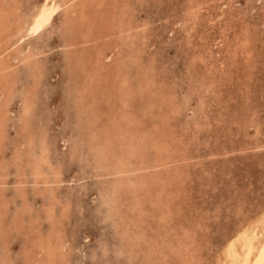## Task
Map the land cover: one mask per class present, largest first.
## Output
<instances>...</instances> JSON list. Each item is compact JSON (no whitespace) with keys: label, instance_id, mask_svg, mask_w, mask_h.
<instances>
[{"label":"rangeland","instance_id":"obj_1","mask_svg":"<svg viewBox=\"0 0 264 264\" xmlns=\"http://www.w3.org/2000/svg\"><path fill=\"white\" fill-rule=\"evenodd\" d=\"M40 2L2 4L7 12L16 7L28 20ZM80 3L67 16L74 28L66 27L63 8L40 33L5 53L12 65L3 74L12 80L9 92L0 90V104L5 102L0 112V264H144L143 259L146 264H219L222 259L224 264L226 242L264 209V0H92L81 8ZM13 17L11 12L5 24L14 34ZM6 33L0 35L2 44L15 40V34ZM164 154L170 157L165 160ZM162 174L166 184L157 181ZM142 208L148 213L139 214Z\"/></svg>","mask_w":264,"mask_h":264},{"label":"bare ground","instance_id":"obj_2","mask_svg":"<svg viewBox=\"0 0 264 264\" xmlns=\"http://www.w3.org/2000/svg\"><path fill=\"white\" fill-rule=\"evenodd\" d=\"M2 1L3 0H0V35L1 34H4V32H8L9 31V33L11 34H13V32L9 29V26L8 25H6L5 23H6V21H7V19H8V16L11 14V12H12V14L14 15V17H13V19H14V24H16V29H15V31H14V36H15V40L14 41H9V42H11V43H7V41L6 42H4V44H2L1 42H0V90H2L3 88H5V90L6 91H8L9 92V88H10V81L12 80L11 78H9V77H6V76H4L5 74H3V72H5L7 69H9V67H11L10 65H12V64H10V62H8L7 61V57H6V55H5V53L7 52V50H9L10 48H13V46H15V44H18L17 42H21V41H23V38L25 39V37H27V36H34V35H37L38 33H40L46 26H48L51 22H52V20H53V18L55 17V15L61 10V9H63L64 8V10H65V12H66V16H65V23H66V27H68V28H74V26L72 25V27L71 26H69L68 24H67V22H68V14H70V13H74V12H77L78 10L77 9H73L74 8V5H75V2L77 1V0H41V2L36 6V8H35V10L34 11H32L33 13L30 15V18L28 19V20H23V19H21V17L18 15V13H17V8L15 7V8H13V9H11V11H6V9H4L3 8V4H2ZM81 1V3L79 4V7L81 8L82 6H84L85 4H87V3H92V0H80ZM96 1V0H95ZM228 1V0H227ZM99 2V1H98ZM38 3V2H37ZM103 3V2H102ZM198 3H201V2H198ZM222 3V2H221ZM101 4V3H100ZM106 4V3H105ZM140 4H141V2H140ZM89 6H91V5H89ZM88 6V7H89ZM102 6V5H101ZM111 6V5H110ZM99 7H100V5H99ZM113 7V6H112ZM32 10V9H31ZM30 10V11H31ZM90 10H91V7H90ZM143 10V9H142ZM95 11H97V10H95ZM109 11V10H108ZM134 11V10H133ZM26 13V12H25ZM112 13H113V11H112ZM189 13V12H188ZM28 14V13H27ZM26 14V15H27ZM114 14V13H113ZM118 14V13H117ZM123 14V13H122ZM195 14V13H194ZM8 15V16H7ZM26 15H24V16H26ZM89 15V14H88ZM121 15V14H120ZM187 14H185V16H186ZM118 16V15H117ZM190 16V15H189ZM134 17H137V16H134ZM137 18H139V17H137ZM165 19V18H164ZM190 19V18H189ZM192 19H193V17H192ZM87 22H89V21H87ZM109 23H110V21H109ZM126 23V22H125ZM188 23V22H187ZM191 23V22H190ZM12 23H10V25H11ZM127 24V23H126ZM130 24V23H129ZM135 24V23H134ZM138 24V23H137ZM183 24V23H182ZM131 25V24H130ZM140 26H141V24H140ZM135 28V27H134ZM99 30V29H98ZM102 30V29H101ZM147 30V29H146ZM60 31V30H59ZM137 32H138V30H136ZM9 33H6L7 34V36H9L10 34ZM59 33V32H58ZM61 33V32H60ZM108 33V32H107ZM129 33V32H128ZM11 34V35H12ZM62 34V33H61ZM146 34V33H145ZM60 35V34H59ZM58 35V36H59ZM106 35V34H105ZM7 36H5V38H7ZM132 36H136V35H134V34H132ZM148 36V35H147ZM44 37V36H43ZM47 37H49L48 35H47ZM139 37V36H138ZM4 38V39H5ZM10 38V37H9ZM3 39V40H4ZM125 39V38H124ZM127 39H128V37H127ZM147 39H148V37H147ZM189 39V38H188ZM13 40V39H12ZM129 40H131V39H129ZM124 41V40H123ZM128 41V40H127ZM134 41H135V39H134ZM102 42H104V41H102ZM110 42V41H109ZM85 43V42H84ZM121 43V42H120ZM128 43V42H127ZM140 43V42H139ZM138 43V44H139ZM38 44V43H37ZM86 44V43H85ZM98 44V43H97ZM111 44V43H110ZM124 44V43H123ZM136 44V43H135ZM141 44L142 43H140V46H141ZM19 45V44H18ZM28 45V44H27ZM129 46L131 45V43L130 44H128ZM134 45V44H133ZM132 45V46H133ZM60 46V45H59ZM37 47H38V45H37ZM45 47V46H44ZM88 47V46H87ZM124 47V46H123ZM89 48V47H88ZM22 49V48H21ZM27 49V48H26ZM62 49V48H61ZM69 49V48H68ZM124 49V48H123ZM122 49V50H123ZM25 50V49H24ZM33 50H34V48H33ZM63 50V49H62ZM111 50V49H110ZM121 50V51H122ZM10 51H11V49H10ZM35 51V50H34ZM40 51V50H39ZM118 51V50H117ZM29 52V51H28ZM74 52V51H73ZM125 52V51H124ZM144 52V51H143ZM47 53V52H46ZM113 53V52H112ZM111 53V54H112ZM16 54V53H15ZM19 54V53H18ZM45 54V53H44ZM67 55V54H66ZM87 55V54H86ZM118 55H120V54H118ZM192 55V54H191ZM31 56V54H28L27 53V55L25 56V58L26 59H29V57ZM48 56V55H47ZM109 56H110V54H109ZM123 56H125V55H123ZM67 57V56H66ZM115 57V56H114ZM121 57V56H120ZM109 58V57H108ZM107 58V59H108ZM127 58V57H126ZM132 58V57H131ZM130 58V59H131ZM15 59V58H14ZM17 59H19V58H17ZM16 59V60H17ZM76 59V58H75ZM32 60V59H31ZM128 60V59H127ZM138 59H136L135 61H137ZM10 61V60H9ZM27 61V60H26ZM105 61H107V60H105ZM116 61V60H115ZM133 61V60H132ZM199 61V60H198ZM20 62V61H19ZM29 62V61H28ZM38 62H40V61H38ZM68 62V61H67ZM140 62V61H139ZM147 62V61H146ZM146 62L144 63V64H146ZM152 62V61H151ZM24 63V62H23ZM135 63V62H134ZM142 63V62H141ZM21 64V63H20ZM41 64V63H40ZM76 65V64H75ZM145 66V65H144ZM151 66V65H150ZM13 67V66H12ZM123 67V66H122ZM121 67V68H122ZM141 67V66H140ZM146 67V66H145ZM144 67V68H145ZM32 68V67H31ZM39 68V67H38ZM69 68V67H68ZM18 69V68H17ZM21 69V68H20ZM28 69V68H27ZM100 69V68H99ZM141 69V68H140ZM146 69H148V68H146ZM150 69V68H149ZM152 69V68H151ZM32 70V69H31ZM36 70V69H35ZM27 71V70H26ZM40 71H41V69H40ZM146 72V70H143V72ZM42 73V72H41ZM40 73V74H41ZM147 73H148V71H147ZM154 73V72H153ZM33 74V73H32ZM103 74V73H102ZM143 73H141V75H142ZM44 75V74H43ZM140 75V76H141ZM144 75H145V73H144ZM7 76H9V75H7ZM31 76V75H30ZM33 76V75H32ZM38 76H40V75H38ZM6 77V78H5ZM15 77V76H14ZM25 77V76H24ZM34 77H35V75H34ZM44 77V76H43ZM143 77V76H142ZM16 78V77H15ZM14 78V79H15ZM29 78H33V77H29ZM112 78V77H111ZM148 78V77H147ZM6 79V80H5ZM45 78H43V80H44ZM142 79V78H141ZM150 79V78H149ZM9 80V81H8ZM42 80V79H41ZM46 80V79H45ZM127 80V79H126ZM134 80V79H133ZM5 82V84H4V82ZM19 81H20V79H19ZM22 81V80H21ZM28 81V80H27ZM153 81V80H152ZM123 82H124V80H123ZM149 82V81H148ZM14 83V82H13ZM39 83V82H38ZM138 83V82H137ZM140 83V82H139ZM147 83V82H146ZM17 84V83H16ZM18 84H20L19 82H18ZM29 84H31V83H29ZM127 84V83H126ZM4 86H6V87H4ZM11 86H13L12 84H11ZM43 86V85H42ZM155 86V85H154ZM16 88V87H15ZM21 88V87H20ZM28 88V87H27ZM17 89V88H16ZM15 89V90H16ZM149 89V88H148ZM21 90V89H20ZM29 90V89H28ZM31 90V89H30ZM152 90V89H151ZM154 90V89H153ZM41 91V90H40ZM5 92V91H4ZM32 92V91H31ZM30 92V93H31ZM102 92V91H101ZM25 93H26V91H25ZM29 93V92H28ZM140 93V92H139ZM10 94V93H9ZM17 94V93H16ZM20 94V93H19ZM23 94V93H22ZM100 94V93H99ZM106 94V93H105ZM141 94V93H140ZM146 94V93H145ZM156 94V93H155ZM24 95V94H23ZM150 95V94H149ZM13 96V95H12ZM27 96V95H26ZM152 96V95H151ZM7 98H9V95H8V97ZM5 99V101H6V103H7V100L8 99ZM111 98V97H110ZM23 99V98H22ZM42 99V98H41ZM198 99H200L199 97H198ZM113 101V100H112ZM20 102H21V100H20ZM79 102V101H78ZM105 103V102H104ZM107 103V102H106ZM159 103V102H158ZM161 103V102H160ZM197 103V102H196ZM198 103H201V102H199L198 101ZM4 104H5V102L3 103V104H0V112L3 110V107H4ZM163 104V103H162ZM28 105H29V103H27L26 104V106H25V109H27V107H28ZM111 105V104H110ZM172 105V104H171ZM196 105H199V104H196ZM13 106V105H12ZM33 106V105H32ZM36 106V105H35ZM112 106V105H111ZM118 106V105H117ZM178 106H179V104H178ZM112 107H114V106H112ZM116 107V106H115ZM114 107V108H115ZM176 107V106H175ZM180 107V106H179ZM179 107H176V108H179ZM197 107V106H196ZM201 106L199 105V108H200ZM8 108V107H7ZM15 108V107H14ZM23 108V107H22ZM121 108V107H120ZM181 108V107H180ZM180 108H179V110H180ZM33 109V108H32ZM31 109V110H32ZM112 109V108H111ZM116 109V108H115ZM23 111H24V108L22 109ZM113 110V112H114V109H112ZM10 111V110H9ZM15 111V110H14ZM17 112H18V110H17ZM113 112H111V113H113ZM202 112V111H201ZM201 112H199V113H201ZM24 113H25V111H24ZM105 114V113H104ZM125 114V113H124ZM162 114V113H161ZM9 115V114H8ZM24 115V114H23ZM27 115V114H26ZM114 115V114H113ZM127 115H128V113H127ZM163 115V114H162ZM162 115H160V116H162ZM165 115V114H164ZM94 116V115H93ZM116 116H118V115H116ZM125 116V115H124ZM166 116V115H165ZM185 116V115H184ZM108 117V116H107ZM122 117H123V115H122ZM127 117H129V116H127ZM135 117V116H134ZM92 118V117H91ZM27 119V118H26ZM120 119V118H119ZM122 119V118H121ZM125 119V118H124ZM128 119H130V118H128ZM197 119H199V118H197ZM17 121H18V119H16ZM24 120H25V117H24ZM31 120H32V118H31ZM115 120V119H114ZM122 121V120H121ZM120 121V122H121ZM165 121V120H164ZM5 122V121H4ZM24 122V121H23ZM31 122V121H30ZM102 122V121H101ZM119 122V123H120ZM133 122V121H132ZM131 122V123H132ZM140 122V121H139ZM156 122V121H155ZM204 122H206V120L204 121ZM14 123H15V121H14ZM36 123V122H35ZM129 123V122H128ZM168 123V122H167ZM3 124V121L1 120V118H0V127H1V125ZM97 124V123H96ZM104 124V123H103ZM109 124V123H108ZM118 124V123H117ZM130 124V123H129ZM135 124V123H134ZM143 124V123H142ZM151 124V123H150ZM150 124H146L145 123V125H146V127H147V125H150ZM163 124V123H162ZM171 124V123H170ZM202 124H204V123H202ZM9 125V124H8ZM98 125V124H97ZM102 125V124H101ZM101 125H99V126H101ZM121 125V124H120ZM132 125V124H131ZM164 125H166V124H164ZM205 125V124H204ZM204 125H203V127H204ZM12 126V125H11ZM18 126V125H17ZM144 126V125H143ZM171 126V125H170ZM169 126V127H170ZM197 126H199V125H197ZM23 127V126H22ZM73 127H75V126H73ZM135 127V126H134ZM168 127V126H167ZM184 127V126H183ZM200 127H201V125H200ZM8 128V127H7ZM20 128V127H19ZM26 128V127H25ZM128 128V127H127ZM132 128H133V125H132ZM143 128V127H142ZM171 128V127H170ZM198 128V127H197ZM13 129H14V127H13ZM111 129V128H110ZM136 129H137V127H136ZM180 129V128H179ZM187 129V128H186ZM5 130H7V129H5ZM10 130V129H9ZM20 130V129H19ZM133 130V129H132ZM177 130V129H176ZM25 131V130H24ZM90 131V130H89ZM138 131V130H137ZM140 131V130H139ZM178 131V130H177ZM202 131V130H201ZM1 132V131H0ZM6 132V131H5ZM28 132V131H27ZM34 132V131H33ZM163 132V131H162ZM177 134H178V132H176ZM181 133H182V131H181ZM28 134V133H27ZM30 134V133H29ZM120 134V133H119ZM153 134H155V133H153ZM125 135V134H124ZM133 135V134H132ZM162 135H164V134H162ZM260 135V134H259ZM9 136V135H8ZM18 136V135H17ZM27 136H29V135H27ZM83 136H85V135H83ZM120 136V135H119ZM122 137H124L123 135H121ZM144 136V135H143ZM147 136H149V135H147ZM152 135L150 134V137H151ZM155 136V135H154ZM153 136V137H154ZM158 136V135H157ZM169 136V135H168ZM257 136V135H256ZM24 137V136H23ZM22 137V138H23ZM35 137V136H34ZM156 137V136H155ZM154 137V138H155ZM20 138H21V135H20ZM86 138H88V137H86ZM127 138V137H126ZM148 138V137H147ZM146 138V139H147ZM169 138V137H168ZM258 138H259V136H258ZM15 139V138H14ZM71 139V138H70ZM136 139V138H135ZM135 139H134V141H135ZM142 139V138H141ZM174 139H175V137H174ZM260 139V138H259ZM259 139H257V140H259ZM21 140V139H20ZM25 140V139H24ZM140 140V139H139ZM163 140H164V138H163ZM167 140H169V139H167ZM263 140V139H262ZM2 141V140H1ZM18 141H19V139H18ZM37 141V140H36ZM35 141V142H36ZM74 141V140H73ZM170 141V140H169ZM169 141H168V143H169ZM264 141V140H263ZM22 142V141H21ZM44 142V141H43ZM137 142V141H136ZM150 142V141H149ZM163 142V141H162ZM175 142H177V141H175ZM174 142V143H175ZM188 142V141H187ZM205 142V141H204ZM261 142V141H260ZM259 142V143H260ZM0 143H3V142H0ZM18 143V142H17ZM20 143V142H19ZM37 143H40V139H39V142L37 141ZM36 143V144H37ZM42 143V142H41ZM120 143H122V142H120ZM171 143V142H170ZM173 143V145H175ZM255 143H256V141H255ZM254 143V144H255ZM263 143V142H262ZM8 144V143H7ZM7 144H5V145H7ZM139 144V143H138ZM147 144V143H146ZM158 144V143H157ZM166 144V143H165ZM261 144V143H260ZM14 145V144H13ZM41 145V144H40ZM47 145V144H46ZM76 145V144H75ZM80 145V144H79ZM122 145V144H121ZM153 145V144H152ZM155 145V144H154ZM170 145V144H169ZM181 145H183L182 143H181ZM257 145H259L258 143H257ZM15 146H16V144H15ZM20 146V145H19ZM36 146H38V145H36ZM48 146H49V144H48ZM66 146V145H65ZM167 146V145H166ZM166 146H164V147H166ZM175 146H177V145H175ZM261 146V145H260ZM259 146V147H260ZM264 146V145H263ZM2 147H3V145H2ZM6 147V146H5ZM47 147V146H46ZM78 147V146H77ZM82 147V146H81ZM142 147H143V145H142ZM256 148L258 147V146H255ZM1 148V147H0ZM40 148H41V146H40ZM68 148H69V146H68ZM83 148H84V146H83ZM144 148V147H143ZM156 148V147H155ZM159 148V147H158ZM163 148V147H162ZM168 148V147H167ZM176 147H174V149H175ZM181 148H183V147H180L179 149H181ZM3 149H4V147H3ZM10 149V148H9ZM19 149H20V147H19ZM28 149V148H27ZM34 149V148H33ZM38 149V148H37ZM49 149V148H48ZM77 149V148H76ZM141 149V148H140ZM152 149V148H151ZM160 149V148H159ZM166 149V148H165ZM165 149H160V151H162V150H165ZM171 149H172V146H171ZM170 149V150H171ZM177 149V148H176ZM184 149V148H183ZM241 149V148H240ZM260 149V148H259ZM263 149V148H262ZM26 150V149H25ZM35 150V149H34ZM39 150V149H38ZM42 150V149H41ZM40 150V152H42V151H44V150H42L41 151ZM78 150V149H77ZM137 150H138V147H137ZM185 150V149H184ZM244 150V149H243ZM261 150V149H260ZM4 151V150H3ZM6 151V150H5ZM11 151V150H10ZM72 151H74V150H72ZM79 151V150H78ZM81 151V150H80ZM155 151V150H154ZM166 152H167V150H165ZM164 151V153H166ZM186 151V150H185ZM240 151V150H239ZM31 152V151H30ZM88 152V151H87ZM158 152L159 151H155V154L157 153L158 154ZM168 152H169V150H168ZM168 152H167V154H168ZM170 152H172V151H170ZM178 152V151H177ZM180 152V151H179ZM208 152H210V150L208 151ZM1 153V152H0ZM16 153V152H15ZM35 153V152H34ZM73 153V152H72ZM149 153H150V151H149ZM211 153V152H210ZM242 153V152H241ZM3 154V153H2ZM17 154V153H16ZM30 154V153H29ZM70 154H71V152H70ZM76 154V153H75ZM75 154H73V155H75ZM132 154V153H131ZM154 154V153H153ZM161 154V153H160ZM159 154V155H160ZM175 154H179V153H175ZM220 154V153H219ZM226 154V153H225ZM4 155V154H3ZM22 155H24V154H22ZM45 155H47V154H45ZM79 155V154H78ZM77 155V156H78ZM162 155V154H161ZM165 155V154H164ZM174 155V154H173ZM213 155V154H212ZM17 156V155H16ZM40 156V155H39ZM42 156V155H41ZM50 156V155H49ZM152 156V155H151ZM180 156V155H179ZM218 156V155H217ZM220 156V155H219ZM224 156V155H223ZM2 157V156H1ZM0 157V158H1ZM4 158H5V156H3ZM25 157V156H24ZM30 157V156H29ZM47 157V156H46ZM83 157V156H82ZM154 157H156V156H154ZM158 157V156H157ZM165 160L168 158V157H170V156H166L165 155ZM176 157V156H175ZM178 157V156H177ZM190 157V156H189ZM211 157H213V156H211ZM216 157V156H215ZM16 158V157H15ZM19 158H20V154H19ZM80 158H81V156H80ZM97 158V157H96ZM210 158V157H209ZM21 159V158H20ZM37 159V158H36ZM146 159V158H145ZM180 159V158H179ZM1 160V159H0ZM17 160V159H16ZM24 159H22L21 161H23ZM101 160V159H100ZM133 160V159H132ZM143 160V159H142ZM141 160V161H142ZM148 160H149V158H148ZM169 160V159H168ZM171 160V159H170ZM173 160V159H172ZM183 160V159H182ZM189 160V159H188ZM188 160H186L187 162H188ZM18 161V160H17ZM34 161H36V160H34ZM38 161V160H37ZM44 161H46V160H44ZM138 161V160H137ZM159 161L161 162V159H159ZM177 162H178V160H176ZM181 161V160H180ZM201 161V160H200ZM12 162H13V160H12ZM51 162V161H50ZM102 162V161H101ZM135 162V161H134ZM146 162V161H145ZM148 162V161H147ZM152 162V161H151ZM155 162V161H154ZM159 162V163H160ZM172 162V161H171ZM182 163H185V162H183V161H181ZM137 163V162H136ZM164 163H167V162H164ZM169 163V162H168ZM175 163V162H174ZM182 163L180 164V162H179V164L178 165H182ZM197 163V162H196ZM12 165L14 164V162L13 163H11ZM138 164H139V162H138ZM187 164V163H186ZM3 165V164H2ZM17 165V164H16ZM22 165V164H21ZM21 165L19 166V165H17L18 167H21ZM155 165V164H154ZM163 165V164H162ZM161 165V166H162ZM11 166V165H10ZM14 166V165H13ZM44 166V165H43ZM46 166V165H45ZM137 166V165H136ZM152 166H153V164H152ZM156 166V165H155ZM164 166V165H163ZM166 166V165H165ZM169 166V165H168ZM183 166L184 165H182V168H183ZM15 167V166H14ZM38 167V166H37ZM37 167H35V169L37 170ZM47 167V166H46ZM98 167H99V165H98ZM138 167V166H137ZM140 167V166H139ZM174 167H175V165H174ZM185 167V166H184ZM186 167H187V165H186ZM186 167H185V169H186ZM9 168V167H8ZM26 168V167H25ZM39 168V167H38ZM154 168V167H153ZM157 168V167H156ZM179 167L177 166V169H178ZM180 168H181V166H180ZM182 168H181V171L180 172H182ZM188 168V167H187ZM4 169H6V168H4ZM11 169V168H10ZM23 169V168H22ZM21 168H20V170H22ZM49 169V168H48ZM140 169H141V167H140ZM143 169V168H142ZM166 169H167V167H166ZM168 169H169V167H168ZM185 169H183V171H185ZM190 169V168H189ZM205 169V168H204ZM9 170V169H8ZM97 170H99L98 168H97ZM139 170V169H138ZM150 170V169H149ZM175 170H176V168H175ZM187 170V169H186ZM16 171H17V169H16ZM26 171H28V170H26ZM32 171H33V169H32ZM32 171H30V172H32ZM102 171H104V170H102ZM145 171V170H144ZM147 171V170H146ZM150 171H152V169L150 170ZM161 171V170H160ZM159 170H158V173L160 172ZM162 171H164V170H162ZM161 171V172H162ZM171 171V170H170ZM189 171V170H188ZM191 171V170H190ZM205 171V170H204ZM207 171V170H206ZM37 172V171H36ZM59 172V171H58ZM161 172L159 173V174H161ZM174 172H176V171H174ZM187 172V171H186ZM6 173V172H5ZM15 173V172H14ZM26 173H29V172H26ZM60 173H61V171H60ZM59 173V174H60ZM107 173V172H106ZM145 173H147V172H145ZM165 173V172H164ZM184 173V172H183ZM191 173V172H190ZM7 174V173H6ZM9 174V173H8ZM23 174V173H22ZM22 174H21V176H22ZM31 174V173H30ZM38 174V173H37ZM36 174V175H37ZM56 174V173H55ZM150 174V173H149ZM154 174H156V173H154ZM158 174V175H159ZM166 174V173H165ZM192 174H193V172H192ZM227 174V173H226ZM9 175H11V174H9ZM19 175V174H18ZM26 175V174H25ZM32 175H34V173H32ZM151 175V174H150ZM149 175V176H150ZM163 175L164 174H162V175H160V176H162V177H160V179L161 180H157L158 182H161L162 180L164 181V183H165V181H166V177H164V178H166L165 180L164 179H162L163 178ZM179 175H180V173H179ZM185 175H187V173H185ZM189 175V174H188ZM199 175V174H198ZM203 175V174H202ZM4 176V175H3ZM30 176V175H29ZM50 176V175H49ZM110 176V175H109ZM144 176H145V174H144ZM165 176V175H164ZM193 176V175H192ZM19 177V176H18ZM17 177V178H18ZM31 178H32V176H30ZM29 177V178H30ZM42 177V176H41ZM107 177V176H106ZM145 177H147V175L145 176ZM152 177V175L150 176V179H152L151 178ZM154 178L155 177H157V176H153ZM188 177V176H187ZM186 177V178H187ZM207 177V176H206ZM16 178V179H17ZM26 178V177H25ZM37 178H39V176L37 177ZM56 178V177H55ZM133 178V177H132ZM153 178V179H154ZM170 178V177H169ZM33 179V178H32ZM148 179H149V177H148ZM173 179V178H172ZM185 179V178H184ZM1 180V179H0ZM40 180H43V178L42 179H40ZM51 180H55V179H51ZM135 180V179H134ZM133 180V181H134ZM141 180H143L142 178H141ZM168 180V179H167ZM175 180V179H174ZM187 180V179H186ZM17 181V180H16ZM15 181V182H16ZM32 181V180H31ZM61 181V180H60ZM131 181V180H130ZM148 181V180H147ZM171 181V180H170ZM261 181V180H260ZM21 182V181H20ZM37 182V181H36ZM44 182V181H43ZM42 182V183H43ZM54 182V181H53ZM137 182H139L138 180H137ZM136 182V183H137ZM148 182H152V181H148ZM182 182V181H181ZM210 182V181H209ZM1 183H2V181H1ZM4 183H6V181L4 182ZM3 183V184H4ZM32 183V182H31ZM60 183V182H59ZM141 183V182H140ZM211 183V182H210ZM16 184V183H15ZM20 184H22V183H20ZM56 184V183H55ZM158 184H161V183H158ZM166 184V183H165ZM181 184V183H180ZM24 185V184H23ZM35 185V184H34ZM53 185V184H52ZM119 185H120V183H119ZM129 185V184H128ZM131 185H133V184H131ZM144 185H145V183H144ZM147 185V184H146ZM154 185H155V183H154ZM163 185V184H162ZM186 185V184H185ZM211 185V184H210ZM37 186V185H36ZM150 186V185H149ZM161 186V185H160ZM21 187V186H20ZM24 187V186H23ZM47 187V186H46ZM127 187V186H126ZM129 187V186H128ZM140 187H142V185L140 186ZM144 187V189H145V186H143ZM142 187V188H143ZM148 187V186H147ZM183 187V186H182ZM211 187V186H210ZM6 188V187H5ZM15 188V187H14ZM49 188V187H48ZM114 188H115V186H114ZM167 188V187H166ZM186 188V187H185ZM129 189V188H128ZM149 189V188H148ZM6 190V189H5ZM126 190V189H125ZM150 190V189H149ZM158 190V189H157ZM34 191V190H33ZM41 191H42V189H41ZM46 191V190H45ZM100 191V190H99ZM98 191V192H99ZM140 191V190H139ZM161 191V190H160ZM1 192V191H0ZM25 192V191H24ZM106 192V191H105ZM127 192V191H126ZM130 192V191H129ZM150 192H153V190L152 191H150ZM109 193V192H108ZM108 193H106V194H108ZM138 193V192H137ZM141 192H139V194H140ZM162 193V192H161ZM53 194V193H52ZM144 194V193H143ZM148 194V193H147ZM166 194V193H165ZM3 195V194H2ZM39 195V194H38ZM47 194H45V196H46ZM50 195V194H49ZM103 195H104V193L102 194V196L100 195V192H99V196H101V197H103ZM109 195H110V193H109ZM122 195V194H121ZM137 195V194H136ZM141 195V194H140ZM146 195V194H145ZM164 195V194H163ZM112 196V194L109 196V197H111ZM116 196V195H115ZM114 196V197H115ZM138 196V195H137ZM2 197H4V195L2 196ZM1 197V198H2ZM11 197V196H10ZM107 197V196H106ZM125 197V196H124ZM145 197V196H144ZM143 197V198H144ZM164 197H165V195H164ZM12 198V197H11ZM10 198V199H11ZM13 198H15V197H13ZM116 198V197H115ZM117 198H118V196H117ZM136 198V197H135ZM141 198V197H140ZM169 198H170V196H169ZM19 199H21V198H19ZM27 199V198H26ZM25 199V200H26ZM41 199H43V198H41ZM45 199V198H44ZM43 199V200H44ZM125 199V198H124ZM171 199V198H170ZM22 200V199H21ZM58 200V199H57ZM111 200H114V199H110V201ZM137 200H139V199H137ZM140 200H142V199H140ZM237 200H239V199H237ZM3 201V200H2ZM14 201V200H13ZM28 201V200H27ZM60 201V200H59ZM121 201V200H120ZM124 201V200H123ZM128 201H129V203H130V200L128 199ZM148 201H150V200H148ZM117 202V201H116ZM158 202V201H157ZM242 202V201H241ZM67 203V202H66ZM136 203V202H135ZM138 203H139V201H138ZM146 203V202H145ZM252 203V202H251ZM264 203V202H263ZM262 203V204H263ZM1 204V203H0ZM28 204V203H27ZM52 204H53V202H52ZM64 204V203H63ZM113 204H115V203H113ZM112 204V205H113ZM119 204H121V203H119ZM228 205H229V203H227ZM249 204V203H248ZM4 205V204H3ZM29 205V204H28ZM56 205H57V202H56ZM59 205V204H58ZM57 205V206H58ZM65 205V204H64ZM67 205L69 206L70 204H68L67 203ZM116 205V204H115ZM126 205H127V202H126ZM133 204L131 203V206H132ZM135 205V204H134ZM141 205V204H140ZM152 205H153V203H152ZM156 205V204H155ZM155 205L153 206V208L155 207ZM161 205V204H160ZM163 205V204H162ZM5 206V205H4ZM7 206H9V205H7ZM6 206V207H7ZM26 206V205H25ZM106 206H110L109 204L108 205H106ZM129 206V207H128ZM137 206V205H136ZM230 206V205H229ZM5 207V208H6ZM27 207V206H26ZM43 207H44V205H43ZM54 207V206H53ZM65 207V206H64ZM107 207V208H108ZM114 207V209H117V208H119V207H116V206H113ZM116 207V208H115ZM127 207L128 208H132V207H130V205H127ZM147 207V206H146ZM161 207V206H160ZM165 207H167L166 205H165ZM225 207H227V206H225ZM238 207V206H237ZM237 207H236V209H237ZM260 207V206H259ZM2 208V207H1ZM8 208V207H7ZM29 208V207H28ZM45 208V207H44ZM51 208V207H50ZM57 208V207H56ZM69 208V207H68ZM112 207L110 206V208H108V209H111ZM135 208V207H134ZM139 208H141L140 206H139ZM151 208V207H150ZM157 209H158V207H156ZM168 208H169V206H168ZM239 208V207H238ZM263 208H264V206H263ZM47 209V208H46ZM107 209V210H108ZM120 209V208H119ZM118 209V210H119ZM136 209H138V208H136ZM147 209V208H146ZM156 209V210H157ZM171 209H172V207H171ZM180 209V208H179ZM190 209V208H189ZM224 209V208H223ZM229 209V208H228ZM257 209V208H256ZM4 210H6V209H4ZM20 210V212H23V211H21V209H19ZM27 210V209H26ZM139 210V209H138ZM145 211V208H142L141 209V211ZM165 210H167V209H165ZM173 210V209H172ZM225 210V209H224ZM261 210H262V208H261ZM260 210V211H261ZM32 211V210H31ZM46 211V210H45ZM58 211V210H57ZM112 211V210H111ZM120 211V210H119ZM143 211L142 212H140L139 214H141V213H143ZM154 211H155V209H154ZM238 211V213H239V210H237ZM3 212V211H2ZM30 212V211H29ZM53 212V211H52ZM114 212V211H113ZM122 212H123V210H122ZM161 212H162V210H161ZM168 212V211H167ZM241 212V211H240ZM255 212V211H254ZM257 212V211H256ZM28 213V212H27ZM109 213V212H108ZM134 213V212H133ZM148 213V211L146 212L145 211V214H147ZM150 213H152V210L150 211ZM171 213H173V212H171ZM241 213H243V212H241ZM258 213H259V211H258ZM1 214V213H0ZM14 214V213H13ZM46 214V213H45ZM57 214L59 215V212H57ZM62 214V213H61ZM123 215H124V213H122ZM139 214H138V216H139ZM182 214V213H181ZM40 215V214H39ZM50 215V214H49ZM66 215V214H65ZM114 215H117L118 216V219H116L117 221L120 219L119 218V215H121V211H120V214L118 215V214H116V213H114ZM126 215V214H125ZM133 215H135V213L133 214ZM142 215V214H141ZM150 215V214H149ZM151 215H153V214H151ZM156 215V214H155ZM171 215V214H170ZM251 215V214H250ZM16 217H18V214L17 215H15ZM52 216V215H51ZM54 216V215H53ZM61 215H59V217H60ZM122 216V215H121ZM127 216H128V214H127ZM144 217H146V215H143ZM142 216V217H143ZM180 216V215H179ZM39 217V216H38ZM54 217H56V216H54ZM141 217V216H140ZM166 217V216H165ZM24 218H26V217H24ZM24 218H23V220H24ZM32 218H33V216H32ZM37 218V217H36ZM42 218V217H41ZM63 218V217H62ZM67 218V217H66ZM116 218V217H115ZM153 218V217H152ZM169 218V217H168ZM171 218H172V216H171ZM170 218V219H171ZM247 218H250V217H247ZM54 219V218H53ZM52 219V220H53ZM141 219V218H140ZM147 219H150V217L149 218H147ZM246 219V218H245ZM251 219V218H250ZM252 219H253V217H252ZM40 220V219H39ZM39 220H37V221H39ZM47 220V219H46ZM48 220H50V219H48ZM55 220V219H54ZM122 220V219H121ZM120 220V221H121ZM127 220V219H126ZM129 220H131V219H129ZM152 220V219H151ZM16 221V220H15ZM35 221V220H34ZM34 221H33V223H34ZM36 221V222H37ZM123 221V220H122ZM149 221V220H148ZM158 221V220H157ZM178 221V220H177ZM241 221H243V218L241 219ZM21 222V221H20ZM25 222H29V221H26L25 220ZM24 222V223H25ZM55 222H58V221H56L55 220ZM61 222V221H60ZM114 222V221H113ZM124 223H125V221H123ZM123 222H121V223H123ZM127 222V221H126ZM138 222V221H137ZM150 222H152V221H150ZM160 222V221H159ZM181 222V221H180ZM238 222V221H237ZM244 222H245V220H244ZM38 223V222H37ZM36 223V224H37ZM129 223V222H128ZM128 223H127V227L129 226L128 225ZM142 223V222H141ZM146 223V222H145ZM190 223V222H189ZM239 224H241L240 222H238ZM23 224V223H22ZM39 224V223H38ZM55 224V223H54ZM53 224V225H54ZM63 224V223H62ZM126 224V223H125ZM132 224H133V222H132ZM154 224H156V221H155V223ZM157 224H158V222H157ZM160 224V223H159ZM159 224L157 225V226H159ZM164 224V223H163ZM170 224V223H169ZM244 224V226H242V227H240L232 236H231V238H229V240L226 242V244L224 245V248H223V250H222V254H221V256L224 258L225 257V262H224V264H264V209L261 211V213L259 214V216H257L255 219H253L252 221L250 220V222L249 223H247V224H245V223H243ZM115 225V224H114ZM123 225V224H122ZM139 225V224H138ZM141 225V224H140ZM147 225V224H146ZM146 225L144 224V226L146 227ZM150 225H151V223H150ZM180 225V224H179ZM182 225V224H181ZM188 225H190V224H188ZM24 225H22V227H23ZM32 226V225H31ZM50 226V225H49ZM55 226V225H54ZM56 226H59V224L57 225L56 224ZM55 226V227H56ZM117 226H119V224H118V222H117ZM116 226V227H117ZM153 226V225H152ZM168 226V225H167ZM177 226V225H176ZM200 226V225H199ZM238 226V225H237ZM35 227V226H34ZM37 227V226H36ZM53 227V226H52ZM122 227V226H121ZM134 227H136L135 225H134ZM138 227V226H137ZM143 227V226H142ZM160 227H161V225H160ZM164 227V226H163ZM190 226H188V228H189ZM24 228H26V227H24ZM28 228H30V227H28ZM42 228V227H41ZM57 228V227H56ZM55 228V229H56ZM115 228V227H114ZM130 228H131V225H130ZM139 228V227H138ZM144 228V227H143ZM153 228H155L154 226H153ZM157 228V227H156ZM170 228V227H169ZM174 228H176V227H174ZM191 228V227H190ZM193 228V227H192ZM22 229V228H21ZM34 229V228H33ZM33 229H31V230H33ZM43 229V228H42ZM48 229V228H47ZM62 229V228H61ZM124 229V228H123ZM128 229V228H127ZM133 229H135V228H133ZM148 229V228H147ZM151 229V228H150ZM159 229H161V228H159ZM171 229V228H170ZM11 230V229H10ZM36 230V229H35ZM41 230V229H40ZM49 230H51L50 229V227H49ZM125 230V229H124ZM192 230V229H191ZM197 230V229H196ZM195 230V231H196ZM9 231V230H8ZM12 231H14V230H12ZM26 231H27V229L25 230V233H26ZM38 232H41V231H39V230H37ZM126 231V230H125ZM136 231V230H135ZM145 231V230H144ZM166 231V230H165ZM169 231V230H168ZM174 231H178V230H176V229H174ZM21 232V231H20ZM23 232V231H22ZM36 232V231H35ZM46 232V231H45ZM120 232V231H119ZM128 232H130L129 230H128ZM131 232H132V230H131ZM142 232V231H141ZM146 232V231H145ZM161 232V231H160ZM167 232V231H166ZM165 232V233H166ZM170 232V231H169ZM192 232V231H191ZM18 233H19V231H18ZM29 233H31V232H29ZM47 233H49V231L48 232H46L45 234H47ZM53 233V232H52ZM51 233V234H52ZM121 233H124V232H121ZM133 233V232H132ZM138 233V232H137ZM137 233H134L135 235L137 234ZM143 233V232H142ZM154 233V232H153ZM172 233V232H171ZM194 233V232H193ZM192 233V234H193ZM197 233H198V231H197ZM33 234H35V233H33ZM44 234V235H45ZM128 234H130V233H128ZM176 234V233H175ZM179 234V233H178ZM189 235H191L190 234V229H189V233H188ZM187 234V235H188ZM195 234V233H194ZM199 234V233H198ZM9 235H10V233H9ZM13 235H15V234H13ZM23 235V234H22ZM25 235V234H24ZM23 235V236H24ZM36 235V234H35ZM40 235V234H39ZM120 235V234H119ZM137 235H139V234H137ZM136 235V237H138ZM144 236H146L145 234H143ZM155 235V234H154ZM173 235V234H172ZM188 235V236H189ZM41 236H42V234H41ZM45 236H47V235H45ZM124 235H122V237H123ZM127 236H129V235H127ZM140 236V235H139ZM156 236V235H155ZM154 236V237H155ZM168 236V235H167ZM194 237H196L195 235H193ZM30 237V236H29ZM120 237H121V235H120ZM132 237V236H131ZM130 237V238H131ZM153 237V236H152ZM194 237H192V239L194 240ZM198 237V236H197ZM16 238V237H15ZM34 238V237H33ZM37 238V237H36ZM41 238V237H40ZM39 238V239H40ZM44 238V237H43ZM53 238V237H52ZM62 238H64V237H62ZM124 238H125V236H124ZM130 238H128L129 240H130ZM141 238V237H140ZM159 238V237H158ZM176 238V237H175ZM184 238V237H183ZM204 238V237H203ZM29 239V238H28ZM31 239V238H30ZM47 239V238H46ZM56 239V238H55ZM162 239V238H161ZM160 239V240H161ZM171 239V238H170ZM173 239V238H172ZM181 239H182V237H181ZM22 240H23V238H22ZM38 240V239H37ZM36 240V241H37ZM132 240H133V238H132ZM138 241H140V239H137ZM136 240V241H137ZM158 240V239H157ZM183 240V239H182ZM190 240V239H189ZM189 240H187V241H189ZM29 241V240H28ZM52 241V240H51ZM65 241V239L63 240V242ZM145 241V240H144ZM143 241V242H144ZM166 241V240H165ZM164 241V242H165ZM175 241V240H174ZM225 241H226V239H225ZM9 242H10V239H9ZM8 242V243H9ZM30 242V241H29ZM29 242H28V245H29ZM32 242V241H31ZM62 242V243H63ZM123 242H125V241H123ZM132 242V241H131ZM147 242V241H146ZM169 242H172V241H169ZM168 242V243H169ZM179 242V241H178ZM180 242H182V241H180ZM190 242H192V241H190ZM19 243V242H18ZM23 243H25V242H23ZM57 243V242H56ZM66 243V242H65ZM189 243V242H188ZM197 243H198V241H197ZM196 243V244H197ZM45 244V243H44ZM122 244V243H121ZM131 244V243H130ZM129 244V245H130ZM149 244V243H148ZM172 244H174V243H171V245ZM185 244L186 243H184V246H185ZM203 244V243H202ZM207 244V243H206ZM1 245V244H0ZM125 245V244H124ZM156 245V244H155ZM157 245H158V243H157ZM188 245H190V243L188 244ZM191 245H193V244H191ZM218 245V244H217ZM40 246H41V244H40ZM45 246V245H44ZM149 246V245H148ZM150 246H151V244H150ZM174 246V245H173ZM178 246V245H177ZM183 246V247H184ZM205 246H208V245H205ZM63 247H65V246H63ZM62 247V248H63ZM124 247V246H123ZM131 247V246H130ZM152 247V249L153 248H155V247H153V246H151ZM151 247H149L150 249H151ZM169 247V246H168ZM167 247V248H168ZM34 248V247H33ZM50 248V247H49ZM148 248V247H147ZM148 248V249H149ZM164 248V247H163ZM203 248H204V246H203ZM1 249V248H0ZM6 249V248H5ZM10 249V248H9ZM26 249H27V247H26ZM51 249V248H50ZM60 249H61V247H60ZM125 249V248H124ZM169 249V248H168ZM174 249H175V247H174ZM216 249V248H215ZM8 250V249H7ZM140 251H142L141 249H139ZM145 250V249H144ZM165 250V249H164ZM171 250V249H170ZM173 250V249H172ZM200 250V249H199ZM206 250V249H205ZM52 251H53V249H52ZM60 251V250H59ZM148 252H149V250H147ZM166 251L168 252V250L166 249ZM175 251V250H174ZM193 251V250H192ZM210 251V250H209ZM11 252V251H10ZM9 252V253H10ZM22 252H24V251H22ZM48 252V251H47ZM46 252V253H47ZM158 252V251H157ZM4 253V252H3ZM44 253V252H43ZM62 253V252H61ZM68 253V252H67ZM166 253V252H165ZM181 253H183V252H181ZM20 254V253H19ZM42 254V253H41ZM60 254V253H59ZM124 254V253H123ZM132 254V253H131ZM139 254V253H138ZM155 254H157V253H155ZM168 254V253H167ZM7 255V254H6ZM10 255V254H9ZM16 255V254H15ZM57 255V254H56ZM61 255V254H60ZM65 255V254H64ZM152 255V254H151ZM166 255V254H165ZM194 255V254H193ZM199 255V254H198ZM1 256V255H0ZM5 256V255H4ZM24 256V255H23ZM39 256V255H38ZM70 256V255H69ZM126 256H128V255H126ZM167 256V255H166ZM172 256V255H171ZM190 256V255H189ZM197 256V255H196ZM195 256V257H196ZM207 256V255H206ZM7 257V256H6ZM135 257V256H134ZM139 257V256H138ZM203 257V256H202ZM30 258V257H29ZM39 258V257H38ZM46 258H48V257H46ZM53 258V257H52ZM66 258V257H65ZM67 258H69V257H67ZM136 258V257H135ZM143 258V257H142ZM141 258V259H142ZM166 258H168V257H166ZM180 258V257H179ZM191 258H192V256H191ZM204 258V257H203ZM10 259V258H9ZM15 259V258H14ZM50 258H48V260H49ZM138 259V258H137ZM170 259V258H169ZM202 259V258H201ZM206 259V258H205ZM13 260V259H12ZM31 260V259H30ZM55 260V259H54ZM58 260V259H57ZM66 260V259H65ZM65 260H63V261H65ZM146 260H148L147 258H146ZM167 260V259H166ZM174 260V259H173ZM195 260H197L198 261V259H195ZM2 261V260H1ZM52 261V260H51ZM69 261V260H68ZM143 261L145 262L144 264H146V261H145V259H143ZM164 261V260H163ZM172 261V260H171ZM3 262V261H2ZM12 262V261H11ZM28 262V261H27ZM53 262V261H52ZM58 262H59V260H58ZM130 262V261H129ZM148 262V261H147ZM180 262H181V260H180ZM193 262H194V260H193ZM215 262V261H214ZM213 262V263H214ZM5 263V262H4ZM56 263V262H55ZM61 263V262H60ZM131 263V262H130ZM138 263H141L140 262V260H138ZM153 263V262H152ZM170 263V262H169ZM201 263V262H200ZM223 263V260L222 259H220V262H219V264H222ZM1 264H3V263H1ZM58 264V263H57ZM66 264H68V263H66ZM150 264V263H149ZM153 264H156V263H153ZM202 264H204V262H202Z\"/></svg>","mask_w":264,"mask_h":264}]
</instances>
